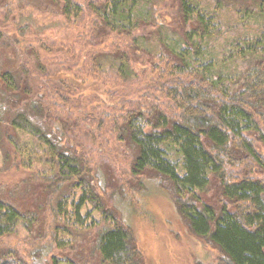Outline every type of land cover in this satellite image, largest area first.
Here are the masks:
<instances>
[{"label": "trees", "instance_id": "1", "mask_svg": "<svg viewBox=\"0 0 264 264\" xmlns=\"http://www.w3.org/2000/svg\"><path fill=\"white\" fill-rule=\"evenodd\" d=\"M46 1L86 34L77 47L55 49L67 57L61 68L123 88L147 73L150 81L83 97L41 63L45 40H16L35 66L0 69L9 94L0 124L17 132L8 138L13 164L44 193L47 219L0 197V264H30L2 246L19 226L35 232L30 255L49 245L71 250L92 232L82 264H145L133 232L104 200L115 176L96 172L90 159L106 151L105 137L124 148L131 176L149 172L169 183L190 231L218 249L214 264H264V0H177L180 35L163 23L162 0Z\"/></svg>", "mask_w": 264, "mask_h": 264}, {"label": "rangeland", "instance_id": "2", "mask_svg": "<svg viewBox=\"0 0 264 264\" xmlns=\"http://www.w3.org/2000/svg\"><path fill=\"white\" fill-rule=\"evenodd\" d=\"M176 5L177 0H162L159 8L165 26L180 35L179 32H183L184 25L177 13ZM6 6L8 8H5ZM230 13V19L235 20L232 11ZM85 35V30L80 26L68 28L66 21L56 12V8L46 0H0V69L18 73L19 66L24 63L32 69L35 66L32 50L29 54L22 53L16 48L21 46L16 40H26L29 43L45 40V44L50 48L38 49L41 63L46 69H52L57 73L53 75L54 78L64 79L70 83L73 81L72 88L80 90L84 94L83 97L92 98L96 95L106 97L103 92L107 90L138 91L139 84L150 81V75L147 73L142 82L140 77H136L123 88L119 85L114 86L111 80L100 81L90 76L85 77L86 75L76 70L61 68L60 63L67 57L62 51L55 49L61 45L66 48L77 47L75 45L77 40H85ZM108 40L116 42L121 40L123 44V40L129 38L109 37ZM8 98L9 94L0 80V101L6 102ZM3 106L6 107L4 104ZM0 110L3 111L1 105ZM16 135V130L9 127L5 121L0 124V197L9 199L22 211L44 218L45 221L47 217L43 210L44 193L39 188L37 190L36 181L28 180V173L23 168L13 164L12 146L8 138L16 139ZM105 140L106 151L101 154L95 152L90 155V159L96 172L100 171L105 176L103 172L109 170L115 176L114 181L110 182L106 172L105 184V178L103 180L104 200L108 207L115 211L123 225L133 232L145 264H214L219 256L218 249L190 231L185 220L177 213L169 193V183L149 172L137 177L131 176L130 158L124 152V148H112V139L105 137ZM124 184H129V187L123 188ZM122 190L128 194V199L126 196L120 197L117 193ZM40 231L43 233L42 229ZM35 237V232H26L19 226L15 233L1 239V242L4 248L17 252L30 264H55L54 260L64 258L82 264L80 259L88 255L87 249L93 242V233L90 232L81 240L74 242L75 247L71 250L61 251L49 245L40 256L37 255L38 251L30 255L33 250L30 243ZM46 240H43V244Z\"/></svg>", "mask_w": 264, "mask_h": 264}]
</instances>
